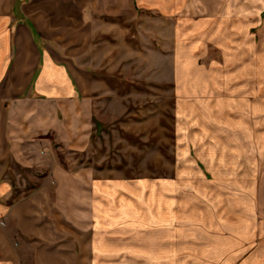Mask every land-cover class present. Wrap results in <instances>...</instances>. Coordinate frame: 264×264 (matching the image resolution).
Instances as JSON below:
<instances>
[{
	"label": "rangeland",
	"instance_id": "obj_1",
	"mask_svg": "<svg viewBox=\"0 0 264 264\" xmlns=\"http://www.w3.org/2000/svg\"><path fill=\"white\" fill-rule=\"evenodd\" d=\"M143 1L81 38L79 125L27 135L46 145L0 166L9 199L49 186L59 238L91 225L111 264H264V0Z\"/></svg>",
	"mask_w": 264,
	"mask_h": 264
},
{
	"label": "crops",
	"instance_id": "obj_2",
	"mask_svg": "<svg viewBox=\"0 0 264 264\" xmlns=\"http://www.w3.org/2000/svg\"><path fill=\"white\" fill-rule=\"evenodd\" d=\"M143 3V0H0V84L7 89L0 95V102L13 101L9 110L0 108V166L9 158L27 163L31 159L28 151L46 145L42 141H27V135L64 132L58 112L71 116L75 131L82 93L90 79L89 71L77 61L82 53L80 42L106 29L113 17H136L137 6ZM244 26L239 24L237 28ZM67 34L76 45L70 61L62 51L63 36ZM250 64L248 61V73ZM258 75L264 76L262 71ZM202 116L211 118L210 109L202 110ZM9 182L0 173V264H111L109 248L106 250L105 243L99 244L101 239L92 235L95 231L91 225L86 240L82 241L80 234L74 232L72 247L59 238L64 213L56 206L50 208L49 186L10 201L13 187ZM86 213L90 217V211ZM72 223L80 229L76 221ZM235 244L222 246L227 259L235 255L233 251L238 249ZM173 251L172 256L167 253L169 259L174 258Z\"/></svg>",
	"mask_w": 264,
	"mask_h": 264
}]
</instances>
